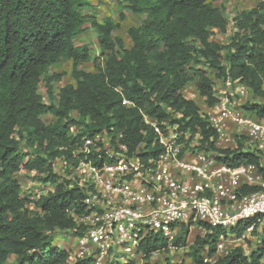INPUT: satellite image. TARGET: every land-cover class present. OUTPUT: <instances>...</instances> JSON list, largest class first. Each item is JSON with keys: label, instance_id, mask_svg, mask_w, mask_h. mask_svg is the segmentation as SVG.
<instances>
[{"label": "trees", "instance_id": "1", "mask_svg": "<svg viewBox=\"0 0 264 264\" xmlns=\"http://www.w3.org/2000/svg\"><path fill=\"white\" fill-rule=\"evenodd\" d=\"M215 1L116 0L117 21L100 19L91 0H0V264H92L91 256L70 262V248L57 243L60 234L76 228L69 209L82 208L84 192L60 181L53 161L71 155V145L83 135L123 132L131 148L142 141L151 146L155 133L144 121L146 113L199 131L202 145L218 150L216 132L201 112L202 97L213 104L217 82L227 75L255 96L264 95V0L232 19ZM127 13L140 19L128 29L130 47L115 34ZM89 27L98 55L77 42ZM229 28L226 42L214 39ZM63 60L72 61L74 83L57 88L62 74L50 73V67ZM89 62L92 70L81 67ZM190 85L198 92L194 99L183 93ZM245 107L264 118V102L248 101ZM48 114L50 121L44 119ZM73 126L79 127L76 134ZM225 153L219 160L233 165L261 157L233 152L231 159V151ZM25 178L33 182L27 188ZM37 184L53 189L37 195ZM206 230L180 260L165 250L157 261L147 255L125 264H264V239L249 255L240 245L217 255L224 231L210 225ZM189 234L190 225L182 224L175 243L186 245ZM165 244L155 233L140 251L148 254Z\"/></svg>", "mask_w": 264, "mask_h": 264}, {"label": "built area", "instance_id": "2", "mask_svg": "<svg viewBox=\"0 0 264 264\" xmlns=\"http://www.w3.org/2000/svg\"><path fill=\"white\" fill-rule=\"evenodd\" d=\"M188 86L184 96L198 97ZM216 101L201 100V112L216 132L214 145L207 149L203 135L191 128H181L170 118H143L155 133V141H145L131 148L123 132L106 130L83 135L71 145V155L53 161L60 181L84 192L82 208L69 209L76 223L70 233L76 242L70 247L69 261L92 257V264H123L131 260H159L169 250L188 251L191 242L176 244L181 225L223 229L217 255H225L240 245L249 255L264 239V118L245 104L264 102L240 79L230 75L218 80L214 90ZM129 102V101H125ZM170 111H174L169 108ZM180 118L181 114H177ZM78 126H73L76 134ZM61 149H65L61 147ZM260 154L256 162L233 165L219 160L226 151ZM33 184L25 179L27 188ZM37 195L51 189V184H37ZM258 189L247 191V187ZM241 228L240 234L232 232ZM161 234L165 246L142 253V242L153 234ZM124 253L130 258L126 260ZM181 259V258H180ZM177 259V260H180Z\"/></svg>", "mask_w": 264, "mask_h": 264}, {"label": "rangeland", "instance_id": "3", "mask_svg": "<svg viewBox=\"0 0 264 264\" xmlns=\"http://www.w3.org/2000/svg\"><path fill=\"white\" fill-rule=\"evenodd\" d=\"M261 0H218L215 1L214 4L218 7H220L224 13L232 19L236 14L241 12L242 10H249L255 6L258 5V3ZM93 3V6L96 7V10L94 11L96 14H98L99 18L102 19L105 16H113L117 21L119 20L118 18V11H117V2L116 0H91ZM139 18L136 16H133L131 14L127 13L126 19L124 21H121V27L115 31V34L118 36H121L123 40L125 41L127 46H131L132 41L131 38L128 34V29L133 26L138 24ZM230 33V28L228 29L227 32H217L214 35V39L224 43L227 41V38L229 37ZM77 42L79 44H88L90 48L92 49V53L94 55L99 54V46H98V41L95 35L94 30L89 27L83 35H81L78 39ZM72 61L71 60H63L60 63H57L50 67V73H58L62 74V78L60 81L56 83V87L60 88L66 84L69 83H74V78L72 76ZM81 67L86 69V70H92L93 65L92 63H82ZM190 89H194V85H190ZM40 90L44 97L48 99L47 93H46V88L44 86V83H41ZM46 121H50L53 119L52 115L48 114L44 118ZM26 179V178H25ZM38 190V188L36 187ZM206 232H204L202 229H200L198 226H195L190 234H189V241L192 243L198 236H204ZM76 242V237L73 236L71 233L67 234H60L59 239H58V244L61 247H67L70 248L74 243ZM160 243L163 242V240H159ZM126 260L130 258L128 253H124ZM185 256L184 251L177 250L174 252L175 259H180L181 257ZM162 258V257H161ZM12 260V259H11ZM139 262H142L140 259L138 260ZM115 264H123V262L120 263H115Z\"/></svg>", "mask_w": 264, "mask_h": 264}]
</instances>
